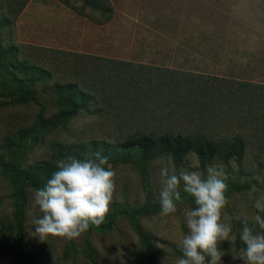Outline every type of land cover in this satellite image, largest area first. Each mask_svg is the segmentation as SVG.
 <instances>
[{"label":"rangeland","instance_id":"374dc122","mask_svg":"<svg viewBox=\"0 0 264 264\" xmlns=\"http://www.w3.org/2000/svg\"><path fill=\"white\" fill-rule=\"evenodd\" d=\"M92 1L105 12L87 6L83 0H0V46L18 47L30 59L38 58V53L56 51L136 67L175 68L183 62V56H189L199 61L200 70L208 64L206 70L214 73L233 71L246 80L264 84V0ZM212 45L215 51L208 56L206 47ZM61 60L71 65L72 59L66 61L64 56ZM10 88L0 75V153L6 161L19 162L24 169L45 177V183L55 170L38 171L35 166L45 162L48 167L54 166L64 159L57 145L121 141L137 128L136 123L117 124L115 117L112 120L80 112L66 122L38 131L35 124L39 107L18 103ZM49 110L55 112L51 105ZM227 130L221 126L214 133L227 135ZM259 134L250 137L240 166L213 160L202 169L192 154L178 168L167 158H158L147 165L144 177L130 164L109 163L116 173V188L106 216L113 218L112 226L107 230L90 226L72 240L51 236L41 240L34 235L33 221L41 213L33 203L34 191L29 190L25 241L39 264H144L135 233L138 227L160 251L156 264H176L182 258L180 242L188 231L184 212L194 202L181 185L182 200L177 203V211L166 217L160 215L162 162L176 174L186 169L204 176L215 163L223 168L226 179L250 185L244 192L227 195L224 222L231 225L235 239V231H241L246 221L254 223L257 214L264 217L254 206L255 199L264 195V141ZM13 184L10 175L0 174V264H16L9 243ZM253 184L258 191L250 199ZM118 210L124 212L117 214ZM234 239L218 243V250L223 252L221 264H230Z\"/></svg>","mask_w":264,"mask_h":264},{"label":"trees","instance_id":"16d2710c","mask_svg":"<svg viewBox=\"0 0 264 264\" xmlns=\"http://www.w3.org/2000/svg\"><path fill=\"white\" fill-rule=\"evenodd\" d=\"M83 1L105 12L94 1ZM206 48L208 56L215 51L213 45ZM21 52L15 46H0V75L12 88L10 93L18 103H34L39 107L35 124L38 131L66 122L80 112L116 118L117 124L126 126L137 124L136 131L129 132L121 141L57 145L63 150L59 154L64 159H90L100 151L109 163L130 164L146 177L150 162L167 158L178 168L192 154L202 169L213 160L240 166L250 137L260 132L264 141V84L246 80L233 71L214 73L206 70L208 64L200 70L199 61L189 56H183L179 67L160 68L56 51H47L49 55L38 53V58L30 59ZM64 56L66 61L72 59L70 66L61 60ZM50 105L55 112H50ZM221 126L231 132L216 135L214 131ZM35 169L56 171L57 165L38 163ZM0 174L10 175L14 183L13 224L9 229L11 254L16 264H39L25 241L24 220L29 190L43 188L45 177L24 169L19 162L6 161L2 153ZM226 183V195L250 187L230 178ZM123 212L118 210L117 214ZM112 220L111 217L98 227L107 230ZM246 222L260 231L254 223ZM241 231H235L230 264H242ZM135 233L143 263L156 264L160 254L156 244L140 228L135 227Z\"/></svg>","mask_w":264,"mask_h":264},{"label":"clouds","instance_id":"9594fccd","mask_svg":"<svg viewBox=\"0 0 264 264\" xmlns=\"http://www.w3.org/2000/svg\"><path fill=\"white\" fill-rule=\"evenodd\" d=\"M159 194L160 215L169 216L177 211L182 200L180 188L193 198L194 207L185 210L187 233L181 240L182 258L176 264H221L223 252L218 243L231 241L232 227L225 223L228 185L223 168L213 163L204 176L200 171L182 169L179 174L162 162ZM116 173L108 157L100 151L93 158L80 160L75 157L57 161V170L47 179L43 188L33 193L34 206L41 215L34 219V235L41 240L49 236L78 238L90 226H100L110 211L115 192ZM261 180L260 177H255ZM264 182V181H261ZM258 190L253 184L249 198ZM255 208L264 213V195L255 199ZM231 220V217H227ZM255 231L245 222L240 240L242 264H264V217L254 215Z\"/></svg>","mask_w":264,"mask_h":264}]
</instances>
